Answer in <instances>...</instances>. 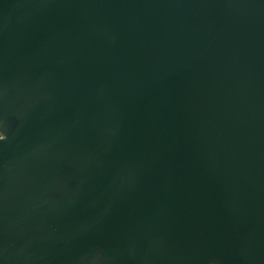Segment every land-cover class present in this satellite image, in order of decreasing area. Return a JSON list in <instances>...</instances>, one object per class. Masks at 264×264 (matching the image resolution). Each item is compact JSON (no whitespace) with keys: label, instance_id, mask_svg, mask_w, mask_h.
Listing matches in <instances>:
<instances>
[{"label":"water","instance_id":"obj_1","mask_svg":"<svg viewBox=\"0 0 264 264\" xmlns=\"http://www.w3.org/2000/svg\"><path fill=\"white\" fill-rule=\"evenodd\" d=\"M0 264H264V0H0Z\"/></svg>","mask_w":264,"mask_h":264}]
</instances>
